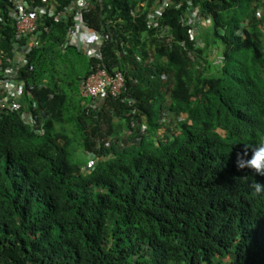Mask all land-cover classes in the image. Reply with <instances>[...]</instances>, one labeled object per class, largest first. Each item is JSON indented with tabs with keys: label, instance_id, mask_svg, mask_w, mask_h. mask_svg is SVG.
<instances>
[{
	"label": "trees",
	"instance_id": "1",
	"mask_svg": "<svg viewBox=\"0 0 264 264\" xmlns=\"http://www.w3.org/2000/svg\"><path fill=\"white\" fill-rule=\"evenodd\" d=\"M25 1L56 12L19 71L42 130L0 92V264H264V195L249 187L264 176L236 166L264 138V0H171L161 27L147 22L160 0H91V61L62 47L75 0ZM198 7L210 23L195 47L183 18ZM13 13L0 0L4 69ZM97 65L123 73L120 97L82 96Z\"/></svg>",
	"mask_w": 264,
	"mask_h": 264
},
{
	"label": "built area",
	"instance_id": "2",
	"mask_svg": "<svg viewBox=\"0 0 264 264\" xmlns=\"http://www.w3.org/2000/svg\"><path fill=\"white\" fill-rule=\"evenodd\" d=\"M170 0H162L159 8L153 9L149 15V25H158L159 19L162 16L166 6ZM14 5L13 18L15 20V43L14 52L15 58L11 65L7 68H0V83L4 84L7 92V98L15 100L21 99L24 93V81L19 78L20 69L28 62V54L36 47L42 44V38L37 33L40 21L45 14H54L56 6L52 3L51 7H35L25 0H12ZM91 8V0H75L64 12L59 14V19L70 15L73 19V24L70 27L63 48L74 46L79 52L83 53L88 59L102 58V43L103 35L97 29L87 26L84 21V12ZM201 16L198 9L190 11L186 19L187 24H193L194 34L200 25L197 19ZM222 57H219L217 62H220ZM87 77L82 88L83 97H92L103 101L106 97L111 96L117 98L121 95L125 88L124 75L115 71L110 73L106 68L97 65ZM6 98V99H7ZM26 112L22 114V119L25 123L35 126L37 120L27 110L30 108L28 101L22 102Z\"/></svg>",
	"mask_w": 264,
	"mask_h": 264
},
{
	"label": "clouds",
	"instance_id": "3",
	"mask_svg": "<svg viewBox=\"0 0 264 264\" xmlns=\"http://www.w3.org/2000/svg\"><path fill=\"white\" fill-rule=\"evenodd\" d=\"M161 2H162V0H160V2H159V4H158V6H156V7H153L149 12H148V14H147V22H148V25H149V18H148V15H149V13L153 10V9H155V8H159V6L161 5ZM170 2H171V0L169 1V4H170ZM168 4V5H169ZM168 5L166 6V8L168 7ZM165 8V9H166ZM195 9H198L200 12H201V16L197 19V21H198V23H197V25L199 24L200 25V27H199V29H197L196 30V32H195V36H193V34H194V28H196L195 27V25H193V24H187L186 23V19H187V17H188V14H189V12L190 11H193V10H195ZM165 11V10H164ZM263 13V9L260 7L259 8V14L261 15ZM163 14H164V12H163ZM163 14H162V16H163ZM162 16L160 17V19H159V24L158 25H153V26H150V27H161V25H160V20H161V18H162ZM183 21H184V23L187 25V26H189L190 27V31H191V39L194 41V45H195V47H199L200 45H202V39H201V33H202V31L209 25V23H210V19L206 16V15H204V13L200 10V8L198 7V8H193V9H190L189 11H188V13L185 15V17L183 18ZM205 21H208V24H206V22ZM248 22L247 21H245V22H243L242 24L245 26V29L247 30L248 29V24H247ZM242 25V26H243ZM92 28V27H91ZM164 28V27H163ZM165 30H167L168 28H164ZM99 31V30H98ZM103 35V34H102ZM246 36V32L245 31H243V37H245ZM103 38H104V36H103ZM102 48H103V44H102ZM79 52V51H78ZM81 53V52H80ZM83 54V53H82ZM84 55V54H83ZM219 57H222V60L220 61V62H217V60H218V58ZM88 59V58H87ZM102 59V58H101ZM101 59H95V60H101ZM89 61H91V60H93V59H88ZM224 62H225V56L223 55V54H221V53H218V52H215L214 54H213V56H212V63H213V65H215V66H222L223 64H224ZM24 67V66H23ZM101 67V66H100ZM22 69V68H21ZM20 69V70H21ZM94 70V68L92 67V71ZM115 71H118V70H114L113 72H110V73H114ZM119 72H121V71H119ZM122 73V72H121ZM91 74V73H90ZM89 74V75H90ZM123 74V73H122ZM88 75V76H89ZM125 78V77H124ZM87 79V78H86ZM22 80V79H21ZM85 82V81H84ZM126 83V82H125ZM25 84V83H24ZM83 85H84V83H83ZM82 88H83V86H82ZM125 89V88H124ZM124 91V90H123ZM0 92L2 93V94H5V97L4 98H7V92H6V88H5V86H4V84H1L0 83ZM123 93V92H122ZM122 93H121V95H122ZM120 95V96H121ZM23 96H24V93H23V95H22V97H21V99H19V100H15V99H13V98H7L6 100H10V101H12L13 103H16V102H21V105H23L22 104V102L24 101L22 98H23ZM119 96V97H120ZM85 98H92V97H85ZM95 99V98H94ZM95 100H97V99H95ZM26 101H28V100H26ZM104 101V100H103ZM29 102V101H28ZM98 102H101L100 100H98ZM30 104V103H29ZM36 107V104H34V108ZM25 108V107H24ZM29 110H30V108H29ZM29 110H27L28 112H29ZM29 113H31V112H29ZM32 114V113H31ZM33 115V114H32ZM34 117H35V119L37 120V124L35 125V126H31V125H29V124H27V125H29V126H31L32 128H34V129H39V130H42V128H43V126H44V123L42 122V123H40L39 121H38V118H37V116H35V115H33ZM23 120V119H22ZM139 130H140V132L142 133V134H144V135H146V136H148L149 137V132H147L146 130V125H144V124H141L140 126H139ZM153 137H155V136H152V138ZM135 138H132V140H134ZM251 156H250V158H248V159H243L241 156H240V154L238 153L237 154V160H236V166L238 167V168H244V167H248V168H251L252 170H254V172L256 173V174H258V175H261V176H264V138H260V140L255 144V145H253V146H251ZM247 154V152L245 151V155ZM90 161H89V165H93V163H94V160H93V158H92V156H90ZM249 187H250V190L253 192V194H255V195H264V183H260V182H258V181H256V180H253L252 182H250V185H249Z\"/></svg>",
	"mask_w": 264,
	"mask_h": 264
},
{
	"label": "rangeland",
	"instance_id": "4",
	"mask_svg": "<svg viewBox=\"0 0 264 264\" xmlns=\"http://www.w3.org/2000/svg\"><path fill=\"white\" fill-rule=\"evenodd\" d=\"M206 22V24H208V21H205ZM118 126H120V125H118ZM117 131H119L120 133H123L125 130L124 129H121L120 127L118 128L117 127ZM76 154H77V156L79 157V158H81L83 161H89L91 158H90V156L87 154V153H85V152H83V151H81V150H77V152H76ZM76 156V157H77Z\"/></svg>",
	"mask_w": 264,
	"mask_h": 264
}]
</instances>
